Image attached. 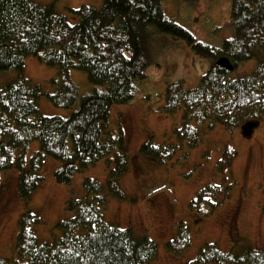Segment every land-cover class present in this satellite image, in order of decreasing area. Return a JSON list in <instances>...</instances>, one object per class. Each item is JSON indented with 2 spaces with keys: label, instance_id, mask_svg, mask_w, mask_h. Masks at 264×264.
I'll use <instances>...</instances> for the list:
<instances>
[{
  "label": "trees",
  "instance_id": "obj_1",
  "mask_svg": "<svg viewBox=\"0 0 264 264\" xmlns=\"http://www.w3.org/2000/svg\"><path fill=\"white\" fill-rule=\"evenodd\" d=\"M71 13L78 19L74 25L53 5L0 0V76L16 75L0 85V189L2 175L15 172L19 196L26 201L44 182L47 160L60 163L53 174L55 181L69 185L77 174L113 157L108 192L125 200L116 183L128 172L125 135L123 129L112 128L111 110L138 98L141 85L149 81V70L156 65L154 50L162 36L184 41L194 55L212 65L196 89L187 90L177 82L163 94V111L182 115L181 124L174 129L181 146L155 148L147 142L142 154L165 161L183 143L190 150L197 148L204 125L207 130L216 126L233 130L264 120V0L233 1V37L221 49L200 43L186 28L168 19L163 0H103L100 8L83 6ZM31 57L58 71L59 79L51 81L56 86L54 93L31 86L25 77V61ZM221 57L236 68L253 61L258 67L247 78L229 79V73L216 66ZM71 71L86 73L94 87L80 101L78 88L69 80ZM43 97L58 109L80 105L67 118L48 117L39 106ZM33 143L40 148L29 157ZM235 158L236 153L226 149L217 171L230 169ZM84 188L83 199L68 201L71 218L56 225L59 236L52 243H40L37 238L40 220L36 214L27 211L21 216L15 264H150L157 259L158 248L151 239L137 241L130 229L106 221L109 196L99 181L86 179ZM230 189L219 185L202 188L191 208L206 205L212 213L230 199ZM179 229L168 243L176 255L190 245L188 230ZM0 264L10 262L0 259ZM188 264H264V251L240 255L207 244Z\"/></svg>",
  "mask_w": 264,
  "mask_h": 264
},
{
  "label": "rangeland",
  "instance_id": "obj_2",
  "mask_svg": "<svg viewBox=\"0 0 264 264\" xmlns=\"http://www.w3.org/2000/svg\"><path fill=\"white\" fill-rule=\"evenodd\" d=\"M41 6L53 5L56 12L65 15L70 24L78 19L71 13L83 6L100 8L103 0H35ZM234 0H163L165 15L186 28L202 44L221 49L233 37L230 14ZM158 38L155 46L156 65L149 70V81L140 87V95L131 104L115 106L111 110L112 128H121L125 135L128 172L116 180L126 199L109 195V171L114 167L113 157L105 159L77 174L71 184H58L53 174L60 163L47 160L44 182L29 200H22L18 192L15 172L2 175L0 189V259L15 264L18 222L31 211L40 220L36 235L40 243H52L59 234L56 225L71 218L67 211L70 199L85 197L84 181L95 179L106 189L109 205L106 221L121 229H130L134 238L151 239L158 248V257L150 264H188L193 262L207 244H217L224 253L244 254L246 251H264V120L252 137L243 135L241 128L227 130L216 126L205 129L199 146L193 150L183 143L175 155L159 161L141 153L147 142L155 148L178 145L174 129L181 124V113L163 111V94L167 86L181 82L185 89H196L212 63L200 59L184 41L168 36ZM256 61L240 64L229 79L247 78L257 69ZM10 73V72H9ZM25 77L31 86H40L44 93H54L51 82L59 79L56 69L41 64L31 57L25 61ZM14 73L0 76V85ZM12 79V80H13ZM69 80L78 88L80 99L94 87L84 72L71 71ZM72 110L54 107L46 97L40 99L42 113L48 117L67 118ZM33 143L29 157L39 151ZM226 149L236 153L230 169L217 171V164ZM219 185L227 188L230 199L212 213L208 206L191 208V202L202 188ZM203 206V207H202ZM188 230L190 245L178 255L168 249V243L179 228Z\"/></svg>",
  "mask_w": 264,
  "mask_h": 264
},
{
  "label": "water",
  "instance_id": "obj_3",
  "mask_svg": "<svg viewBox=\"0 0 264 264\" xmlns=\"http://www.w3.org/2000/svg\"><path fill=\"white\" fill-rule=\"evenodd\" d=\"M216 66L228 73L234 72L236 69V66L232 64L231 61L226 57L219 58L216 62ZM257 128H258L257 123L248 122L242 127L243 135L247 138H250L252 137L254 130Z\"/></svg>",
  "mask_w": 264,
  "mask_h": 264
}]
</instances>
